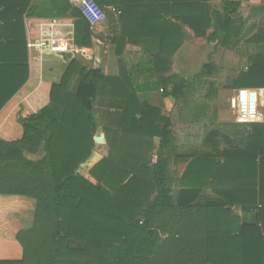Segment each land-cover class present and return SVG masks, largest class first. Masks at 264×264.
I'll return each instance as SVG.
<instances>
[{
  "label": "trees",
  "instance_id": "16d2710c",
  "mask_svg": "<svg viewBox=\"0 0 264 264\" xmlns=\"http://www.w3.org/2000/svg\"><path fill=\"white\" fill-rule=\"evenodd\" d=\"M221 1L222 14L211 11L207 0H93L103 11L108 6L121 10L118 17L107 14L106 21L114 27L116 56L131 44L140 46L143 57L135 64L119 60L121 78L104 76L100 66L81 57L72 59L51 86L48 105L21 121V139L0 141V264H264V124L244 132L249 142L240 151L238 171H204L202 177L183 171L175 178L161 171V151L172 136L169 122L137 97L160 86L167 96L172 83L169 96L175 105H190L195 118L206 116L203 102L189 97L190 82L158 79L156 72L183 45L184 33L175 23L214 48L243 40L235 15L244 0ZM38 2L0 0V31L15 33L26 14L72 20L79 48H90L95 37L101 40L68 0ZM258 11L264 28V10ZM247 42L255 50L251 65L228 86L264 88V30ZM211 66L203 65V72ZM210 86L215 92L214 83ZM214 96L202 98L207 102ZM107 97L124 101L122 127L103 130L109 154L90 160L98 128L95 101ZM157 122L164 123L163 131ZM154 136L161 138L160 153L151 165L140 149L150 150L148 139ZM27 150L40 158L28 160ZM81 166L85 174L78 171ZM205 189L217 196L201 197ZM236 208L250 220L237 216ZM8 237L13 241L6 249Z\"/></svg>",
  "mask_w": 264,
  "mask_h": 264
},
{
  "label": "crops",
  "instance_id": "0c3cea01",
  "mask_svg": "<svg viewBox=\"0 0 264 264\" xmlns=\"http://www.w3.org/2000/svg\"><path fill=\"white\" fill-rule=\"evenodd\" d=\"M38 1L32 0V3L36 5L39 4ZM207 5H211L210 0H207ZM259 8H263L264 10V0H244L237 10L235 17L241 21L240 26L244 35H242L243 40L233 41L230 46L239 48V52L242 47L237 44L242 42L248 44L247 41L253 35L259 30H264L259 22H254L257 15L261 13L258 11ZM118 11L119 15L107 14L118 17L122 14L121 10ZM30 18L25 14L23 22L16 25V32H13L10 36L7 32L0 31V103L10 91H15L13 96L0 108V141L16 142L21 139V121L48 105L50 88L53 84L60 82L66 69V64H63L54 56L39 55L36 52L28 51L26 45V25ZM249 22L251 23L249 24ZM175 24L180 25L181 31L184 33L183 45L173 56H168L163 64L160 63V71L156 72L158 73L156 75L157 78L167 79L177 77L178 79H186L192 85L189 94L192 101L195 100L192 97L195 94L198 95L201 91L204 92L201 94L202 97L207 93H215V96L211 98L214 102L217 100V97H220L221 88L225 92L224 94L227 95L224 96L226 99H222L221 104L219 103L213 107L209 103L210 100H207V102L203 100V105L208 109L206 116H204L205 118H195L194 115H191L190 105L186 107L179 104L175 105L173 98L169 96L173 89L172 83L165 89V95L167 96H163V86H160L159 91L139 93L137 95L141 103L145 102L154 106L160 112L159 116L168 120L169 127L172 129V136L168 142V146L161 151V158L163 160L161 171H170L175 178H179L183 171H198L197 175L201 177L205 175L204 171H238V167H240V151L249 142V138L244 132H249L251 125L264 124V88L258 89L262 93L255 95L250 92L252 89H236L230 85L228 86L229 81H235L240 78L242 73L248 71L251 61H249L248 66H242L240 56L227 59L226 51H223L222 55L226 59H223L220 65L214 64L210 52L206 54L203 52L198 53L199 57L194 63H189L188 55L190 52L193 54L195 51L192 48L205 38L195 37L192 31L181 23ZM113 28L109 27L106 22L103 26L97 27L98 31L96 32L102 37L101 45L98 47L94 46L92 41L91 47L84 49L93 59L89 61L83 60L88 63L91 62L93 66L94 58H97L100 61V68L104 76L108 78H121L122 69L119 65V60L124 65L135 64L143 56L139 45L127 44L124 54L121 57H117L116 47L112 43L113 34L111 30ZM209 32L210 30L208 34ZM248 45V47H252L253 49L254 45L252 43ZM222 48L225 49V47ZM248 56L251 57V55ZM237 63H240V65ZM199 64L201 68L195 71ZM205 64L212 65L207 73L203 72V65ZM190 65L193 66L190 68ZM216 72L218 75H216ZM221 74L223 75L222 79L226 80V82L218 87L210 79L219 78ZM199 80H201V83L198 82ZM194 81H197V84ZM20 82L21 86L16 91L17 85ZM213 83L215 86L213 88H216L215 92H211L212 87L210 84ZM204 88L207 90L205 89L204 91ZM247 92H250V94ZM123 102V100H111L110 97L99 98L95 101L94 118L97 121L98 128L93 139L95 147L90 160L100 161L102 158L108 156L109 146L103 130L117 131L122 127L120 111L122 110ZM245 103H249L251 113L257 114L261 118L260 121L251 120L249 112L247 115L242 113V107ZM138 117L139 115H137ZM208 127L210 130L206 132L202 131L203 128ZM156 128L160 132L163 131L165 125L164 123L157 122ZM112 140L114 139L110 137L111 142ZM148 142L151 143V146H149L150 150L147 147H142L140 150L143 157L148 158L149 156L150 164L155 165L159 160L161 138L154 136L151 140L148 139ZM128 152L133 153V149H128ZM35 153L33 150H27L25 157L30 161H36L40 157ZM250 168L253 171L252 168L254 169L255 167L251 166ZM78 171L86 170L81 166ZM205 196L213 197L217 195H214L209 189H205L201 192V197ZM235 210L240 212L236 215L242 217V220H250V214V216L248 214L243 215L238 208ZM10 241H13V239L9 237L3 241L5 242L6 249L8 248L7 242Z\"/></svg>",
  "mask_w": 264,
  "mask_h": 264
},
{
  "label": "built area",
  "instance_id": "2783aa9c",
  "mask_svg": "<svg viewBox=\"0 0 264 264\" xmlns=\"http://www.w3.org/2000/svg\"><path fill=\"white\" fill-rule=\"evenodd\" d=\"M68 2L81 12L93 29L105 24L107 13L119 15V11L115 7L110 6L103 11L97 7L93 0H68ZM26 32L28 51L36 52L39 55L54 56L66 65L76 57H81L87 61L93 59L84 48L75 46L73 42V22L68 18H30L26 25ZM92 41L94 46L101 45V40L96 37ZM93 66L95 68L100 66L99 59L94 58ZM250 92L255 95L262 93L258 89H252ZM250 92L247 93L250 94ZM248 112L251 120L260 121L261 118L257 114L251 113L249 103H245L242 107V113L247 115Z\"/></svg>",
  "mask_w": 264,
  "mask_h": 264
},
{
  "label": "rangeland",
  "instance_id": "374dc122",
  "mask_svg": "<svg viewBox=\"0 0 264 264\" xmlns=\"http://www.w3.org/2000/svg\"><path fill=\"white\" fill-rule=\"evenodd\" d=\"M211 2V11H216V13H220L222 14V1L221 0H210ZM259 19H260V14L257 15L256 19H254V22L257 23L259 22ZM253 22V23H254ZM251 22H249L250 24ZM200 42V41H199ZM233 43V42H232ZM233 45V44H232ZM237 45H241V51L239 52V48H233V46H230L228 48H225L223 49L222 47H218V48H214V44L212 43H206L205 39L204 40H201L200 43H197L194 45V47L192 49H194V53L192 54L191 52L189 53L188 55V61L189 63H194V61L199 57L198 56V53H207V52H210V55H211V59L212 61L214 62V64L216 65H220L221 61L223 59H226L225 56L223 57V51H226V56H227V59H230V58H233V57H236V56H240V63L242 64V66H248V63H249V56L248 55H253L255 53V50L252 49V47H248L249 45L242 42L240 44H237ZM236 45V46H237ZM238 51V52H237ZM205 56V55H204ZM219 58H222V59H219ZM240 63H237L238 65H240ZM229 65V64H228ZM193 65H190V68L192 67ZM200 64L197 65L195 71H197L198 69H200ZM216 75L217 72H216ZM223 78V75L221 74V77L219 78H215V79H210V80H213L212 82H214L215 84H217L218 87H220L221 85H223L226 80L222 79ZM196 84H197V81H194ZM194 84V83H193ZM206 88H204L203 90L205 91ZM207 90V89H206ZM204 92L201 91L198 95L195 94V96H193L192 98L195 99L196 101L198 102H204L203 99H202V96L201 94H203ZM225 92L222 91V88H221V92H220V97H217V100L214 102V100H211V98L209 99V103H211V107L213 106H217L219 103L221 104L222 103V99H226V97H224L225 95L227 94H224ZM201 96V97H200ZM228 98V96H227ZM212 128V127H211ZM207 130H210V128H203L202 131L203 132H206ZM81 174H85V171H80ZM234 213L237 214V213H240L238 212L237 210H234ZM235 235H238V233H236Z\"/></svg>",
  "mask_w": 264,
  "mask_h": 264
}]
</instances>
